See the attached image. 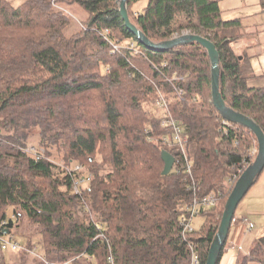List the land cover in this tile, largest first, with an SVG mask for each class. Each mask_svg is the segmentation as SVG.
Returning <instances> with one entry per match:
<instances>
[{
  "label": "trees",
  "instance_id": "obj_1",
  "mask_svg": "<svg viewBox=\"0 0 264 264\" xmlns=\"http://www.w3.org/2000/svg\"><path fill=\"white\" fill-rule=\"evenodd\" d=\"M221 1L126 0L125 8L153 43L184 32L209 40L225 105L264 134V85L249 86L264 74L237 49L242 21L224 19ZM75 7L85 18L67 34V11ZM112 45L119 46L114 54ZM173 76L184 81L169 82ZM159 94L187 136L190 175L177 148L160 141L169 132L149 109ZM34 146L44 153L25 152ZM257 147L249 129L213 106L211 63L199 44L145 47L125 28L118 0H0V222L11 234L25 224L35 228L33 237L16 236L27 250L17 252L20 264H41L29 255L36 245L58 264H108L110 256L113 264H190L192 252L205 264L227 198ZM52 151L64 165L50 161ZM162 151L174 158L166 176ZM192 182L198 198L213 193L217 201L200 213L201 228L183 236L179 217L193 198ZM3 253L0 264H8ZM249 262L264 264V236L241 264Z\"/></svg>",
  "mask_w": 264,
  "mask_h": 264
},
{
  "label": "rangeland",
  "instance_id": "obj_2",
  "mask_svg": "<svg viewBox=\"0 0 264 264\" xmlns=\"http://www.w3.org/2000/svg\"><path fill=\"white\" fill-rule=\"evenodd\" d=\"M142 4H139L138 7L140 8ZM220 8L222 10V17L224 19H234L238 18L240 21H242L243 28L246 27V31L250 34H253L254 41H250V43L247 40H243L241 43H239L236 47L241 52H246L248 56L253 55H262L260 58L261 60V68L257 67L259 70L264 71V64L262 63V58L264 60V44L263 42L257 43L256 39L263 40L264 39V10L261 9L260 0H222L220 2ZM75 11H67V14L73 15V23H71L67 34H71L74 32L79 26L76 24L77 21H81V19L85 18V15L83 11L79 10L75 7ZM184 34H187V32H184ZM248 45L250 48H248ZM257 59V58H256ZM256 59L252 60L253 62H257ZM264 62V61H263ZM254 66V65H253ZM149 109H154L152 107V102L149 106ZM155 110V109H154ZM159 116V113H157ZM157 117V116H156ZM32 145L37 144V139L34 136L33 140L30 142ZM31 148L35 151L31 152ZM256 154H257V150ZM44 153V149L36 148L34 147H28L25 152L28 155L34 156V153L36 152ZM59 155L55 151H52V156L50 157V161L53 163H56L58 165H64V163L59 160ZM78 166H75L74 171L78 172L80 169L76 170ZM82 172V171H81ZM235 214L237 215H243L248 221H251L254 224V228L252 229H246L242 225H238L235 227L230 228L228 231L229 236L233 234V231H239V234H236V237L233 241L228 242L227 239V246L232 247V249L238 248L239 244L241 243V239L249 236L257 237L258 235L264 236V169L262 172L258 175L257 179L253 183V185L250 187L244 198L241 200V202L238 205V208L235 211ZM11 218V210L7 212V219ZM204 217L200 214L193 218L192 221V227L195 231L199 230L201 228V225L203 224ZM28 225L25 224L24 227H20V229L17 232H12V235L17 239L19 243L22 245L25 243L24 240H21L22 238H18L16 236H26L27 237H33L31 234H34L35 228L33 226H29L31 231H27ZM17 234V235H16ZM36 236V235H34ZM235 236V235H233ZM240 236V237H239ZM238 237V239H236ZM32 241L36 242L38 241L37 238H33ZM242 245V243H241ZM238 250V249H237ZM244 252H246L244 250ZM4 257L8 264H20L19 263V255L17 251L7 250L4 251ZM32 258L33 255H30Z\"/></svg>",
  "mask_w": 264,
  "mask_h": 264
},
{
  "label": "water",
  "instance_id": "obj_3",
  "mask_svg": "<svg viewBox=\"0 0 264 264\" xmlns=\"http://www.w3.org/2000/svg\"><path fill=\"white\" fill-rule=\"evenodd\" d=\"M125 2L126 0H118L119 13L124 21V26L129 32L134 34L138 41L145 47L156 51H163L175 46L195 42L206 50L211 63V102L213 106L224 120L239 124L249 129L257 139L258 150L256 157L234 184L233 189L227 198L217 233L215 234L208 250L205 264H216L239 203L253 185L255 179L264 169V134L253 120L249 119L245 115L233 111L225 105L219 92L218 52L209 40L198 35H182L169 41L153 43L130 23L125 8ZM161 159L164 163L162 175L166 176L173 168L174 158L168 152L162 151ZM3 233L8 234L9 230L6 229Z\"/></svg>",
  "mask_w": 264,
  "mask_h": 264
},
{
  "label": "built area",
  "instance_id": "obj_4",
  "mask_svg": "<svg viewBox=\"0 0 264 264\" xmlns=\"http://www.w3.org/2000/svg\"><path fill=\"white\" fill-rule=\"evenodd\" d=\"M109 34L108 31H105L104 35ZM187 35V34H183ZM176 36L175 38H177ZM128 49H129V54L131 57L135 58L136 55L138 54V50L135 47V44L133 42L128 43ZM113 50L111 51L112 54L117 52L119 50V46L117 45H112ZM106 71V70H105ZM169 82L171 81H179L183 82L184 79L182 77H176L173 76L171 78L167 79ZM174 94L179 98L180 100L183 99L184 97V90L181 89V87H176L174 89ZM152 107L159 111L161 114V119L159 126L160 128H163L164 130H167L169 132V135H163L160 139L161 143L168 146V147H176L177 151L180 154V159L178 160L179 165H181L184 168V171L190 175V160L187 155V136L183 132V128L179 125L177 120H175L171 114L169 113V106L168 102L164 98L163 95L159 94L158 97L152 102ZM226 123V122H225ZM147 134V138L150 140L151 137L149 135V132H145ZM33 152L34 150L31 148L30 150ZM255 154V152H253ZM80 169V166L76 168V170ZM91 175L88 176V179L90 178ZM235 179V178H234ZM85 181L84 178H81L80 180H77L74 183V191L78 193V185L83 183ZM230 182V181H229ZM231 183V182H230ZM188 189L193 192V198L189 202L187 208L185 209V213H183L179 217V227L182 230V235L185 236L188 233H191L194 231L192 227V221L193 218L197 215H199L201 212L204 210L212 207L215 205L217 201V196L213 193L208 194L202 198H198L196 196V191H197V185L192 182L188 186ZM248 229L253 228V224L251 223H246ZM5 222H0V250L1 251H7V250H12V251H20V250H25V246L22 245L15 239V237L9 232L8 234H4L3 231L6 230L4 227ZM27 251V250H25ZM29 255H33V257H36L41 264H58V263H53L50 261H47L42 254H40L39 247L36 245V247L33 248V250L29 251ZM69 264V263H65ZM108 264H113L111 256L108 258ZM190 264H200L198 256L192 252L191 253V263Z\"/></svg>",
  "mask_w": 264,
  "mask_h": 264
},
{
  "label": "crops",
  "instance_id": "obj_5",
  "mask_svg": "<svg viewBox=\"0 0 264 264\" xmlns=\"http://www.w3.org/2000/svg\"><path fill=\"white\" fill-rule=\"evenodd\" d=\"M262 2H263V0H260V4ZM243 33L245 35L244 39L247 40L249 43H250V41H254L253 34L248 33L246 31V27H244ZM256 41H257V43L263 42V44H264V39L260 40L258 38V39H256ZM248 48H250L249 45H248ZM253 57H254L253 59L257 58L256 59L257 62L256 63L253 62V64H252V65H254L253 67L257 70V72L264 74V71H261V70H259L257 68V67L261 68V61H260L261 59L260 58L262 57V55L256 54V55H253ZM263 61L264 60L262 58V63L264 64ZM263 85H264V79H261V80H258V81L249 82V86H251V87L263 86ZM247 222L253 224L251 221H248L243 215L235 214L234 218H233V220L231 222L230 228L238 226V225H242L243 227H245L247 229L248 228L247 224H246ZM230 228H229V230H230ZM253 228H254V224H253ZM236 234L238 235L239 231H233V234L230 235V236H229V234H227V237H226V240H225L226 242H225L224 250H223V252L221 254V257H220V260H219L218 264H241L242 258L248 256L249 251H250L251 246L253 245L254 241H256L258 238H260L259 237L260 235H258L257 237L247 235L245 238L243 237L241 239L242 245L240 243L238 245L239 246L238 248L232 249V247L227 246V239H228V242L233 241L235 239V237H236ZM233 235H235V236H233ZM236 239H238V237ZM244 250L246 252H244ZM247 264H256V263L249 262Z\"/></svg>",
  "mask_w": 264,
  "mask_h": 264
}]
</instances>
